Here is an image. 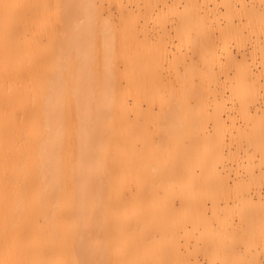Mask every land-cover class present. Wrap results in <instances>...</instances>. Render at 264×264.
Here are the masks:
<instances>
[{
	"label": "bare ground",
	"instance_id": "bare-ground-1",
	"mask_svg": "<svg viewBox=\"0 0 264 264\" xmlns=\"http://www.w3.org/2000/svg\"><path fill=\"white\" fill-rule=\"evenodd\" d=\"M0 264H264V0H0Z\"/></svg>",
	"mask_w": 264,
	"mask_h": 264
}]
</instances>
